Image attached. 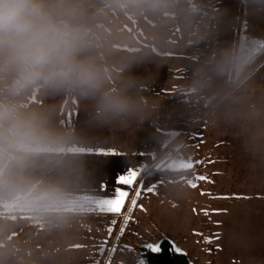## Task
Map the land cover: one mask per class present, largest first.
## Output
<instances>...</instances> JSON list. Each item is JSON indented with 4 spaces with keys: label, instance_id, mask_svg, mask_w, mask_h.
<instances>
[{
    "label": "crops",
    "instance_id": "obj_1",
    "mask_svg": "<svg viewBox=\"0 0 264 264\" xmlns=\"http://www.w3.org/2000/svg\"><path fill=\"white\" fill-rule=\"evenodd\" d=\"M60 1L29 0V3L35 10L47 3L58 5ZM247 1L245 5L253 10L245 19L247 24L248 20L250 21L251 31H247L248 36L252 34L255 16H261V20L264 18V0ZM103 2L101 0L100 4ZM142 3L143 1H137V9ZM259 4H262V8H259ZM97 8L95 13L91 14L94 17L93 24H89L90 16H84L86 26L97 25V20L101 16L96 15L97 11L100 13V9ZM133 13L144 14L139 17L140 19L137 17V21L153 18V12L150 10H137ZM73 17L70 18L72 22L82 24L81 16L76 14ZM240 22H243L242 18ZM138 25L137 23L136 27ZM156 27L153 23L154 30L150 28L148 34L141 32L138 37L142 36V39L147 36L156 37L152 32L157 31ZM41 29L42 27L35 34L40 33ZM90 32L92 36L97 34L93 29ZM25 36L21 38L28 39L29 36ZM141 43L143 41L139 45ZM137 49L132 51L130 47L125 48L128 53ZM87 65L86 68L91 69L87 80L91 83L95 78H99L97 69L107 70L105 73L107 80L113 76L110 72L112 68L115 74L120 73L118 78L124 81L125 73L121 71L130 67L135 69L138 66L137 62L110 65L108 62H91ZM101 75H104L103 71ZM101 77L99 79L103 78ZM110 81L114 83L113 79H109ZM108 91L115 90L111 88ZM66 95L67 87L63 94L48 91L45 99L51 103L43 106L45 108L11 111L9 127L0 123V264H96L98 259L101 264H106L107 253L101 257L97 253V248L107 237V229L112 221H116V224L110 244L119 248L128 246L123 252L118 250L115 253L112 264H138L137 254L141 252L142 245L150 242L155 236L154 231L158 224L136 223L137 232H134L136 239H127L130 224L125 226L123 216L100 211L98 201L104 196L113 195L115 187H124L116 185L114 178L126 171V166L136 167L141 172L137 182L139 186L143 172L161 163L157 153V110L147 112L137 109L126 112L106 104L97 108L77 106L73 120L65 123L61 114L63 112L61 100L65 101ZM230 96L234 97V100L238 97L237 93ZM247 97L248 99H244L247 101L246 104L243 106L236 104L235 108L243 115L239 113V116L232 117L229 121L233 128L232 135L236 133L234 137L231 135L230 140L224 139L214 142V146L209 145L207 134L209 127L206 125L204 113L198 117L197 126L188 129L187 134L181 133V138L176 141L177 143L189 135L192 136L197 127L206 128L205 132L196 131L198 140L199 138L203 140L197 158L198 177L206 176L207 180L204 183L217 182L222 173L221 175L228 181L220 188L211 189L210 186L204 187V183H197L198 177L194 180L183 179L181 180L185 185L183 189L192 192V197L190 193L186 197L192 199L184 201L181 198L169 202H175L174 204L180 208L187 209L188 206L190 209L193 206V210L195 209L194 215L198 224H180L182 228L177 230L178 221H183L179 216L177 224H171L177 230L173 233L175 237L168 238L174 246L193 248L191 249L193 255L196 258L201 256L200 259L194 260L193 255H187L192 264H196V261L200 264H264V218L258 216V212L264 213V210L247 208L250 215L247 214L244 218H252L255 224H234V218L231 224H212L211 221V215L217 211H224L222 206L213 205L216 198L264 196V193H258L261 190H257L264 186L261 184L264 183V95L253 94ZM100 100L108 99L102 97ZM222 101L220 99V102ZM136 115L147 118L144 119V125H140L144 130L140 128L138 134L137 122L127 120V117ZM143 132L144 140L141 136ZM57 133H61L62 137L56 135ZM165 141L170 143L169 147L175 144L173 139L166 138ZM174 147L175 145L170 149ZM223 147L229 151L219 154L215 152L213 156L212 150ZM148 149L149 151H146ZM113 152L120 155H110ZM190 158L196 159L193 154ZM199 161L203 163L199 164ZM189 168L194 169V167L183 169ZM105 184L108 186L107 191L102 192V186ZM193 184L198 186L194 188ZM164 185L167 187L169 183ZM154 186H157L156 183L151 188ZM129 191L132 194L125 205L124 213L130 218L131 199L135 197L133 190ZM211 191H215L214 196L208 194ZM207 203L211 210L205 215L202 206L205 204L207 206ZM240 219L242 220V217ZM121 227L125 230L123 235L118 236ZM217 233L218 239L215 235ZM207 237H212L210 244L205 242ZM175 240L183 241H180L179 245ZM187 253L189 254L188 251Z\"/></svg>",
    "mask_w": 264,
    "mask_h": 264
},
{
    "label": "rangeland",
    "instance_id": "obj_2",
    "mask_svg": "<svg viewBox=\"0 0 264 264\" xmlns=\"http://www.w3.org/2000/svg\"><path fill=\"white\" fill-rule=\"evenodd\" d=\"M87 1L93 8L91 14L95 13L97 7L100 9V13L98 11L96 13L98 16L101 14L96 26H86L84 23V16H90L89 24H93V15L81 14V25L75 24L68 18L58 19L44 24L37 35L35 33L26 34L25 37L29 36L28 39L8 38L2 32L0 36V116H10L11 111L45 108L43 106L51 103L45 99L48 91L58 94L65 93L68 86L67 74L70 70L73 71V85L74 88L76 87L75 98H77L75 101L79 108H97L106 104L111 108L126 110V112L137 109L147 112L157 110V153L161 159L158 165L162 164L164 168L175 170L194 167L193 172H196V177H198L197 158H199L203 140L200 138L198 140L196 131L205 132L206 128L197 127L192 136L189 135L188 138L177 143L176 141L181 138V133L194 129L197 126L198 117L203 116L204 113L206 125L210 129H207L209 145L214 146V142L224 139H227L225 141L230 140L233 128L229 121L241 113L235 110L236 104L240 106L246 104L247 101L244 99H248V95H264V66H262L264 62V18L261 20V16H255L252 34L247 36L249 34L247 31H251V28L250 21L248 20L249 24H247L245 19L250 11H253L245 5L248 1L213 0L211 11L202 17L197 32L191 37L189 44L183 45L174 17L175 0H139L143 1L140 9H137L138 0H102L104 2L101 4V0ZM64 2L65 0H61L60 4ZM60 4L47 3L39 9ZM259 8H262V4H259ZM137 10H150L153 12V18L137 21V17L144 15L134 14L133 12ZM209 18L213 22L214 49L205 59L197 60L195 59V48L199 37L206 31ZM241 18L243 28L239 44L240 56L234 61ZM137 23L138 27H136ZM153 23L156 24L157 31H152L154 30ZM150 28H153L151 31L156 37L147 36L144 39L141 38L142 36L138 37L141 32L148 34ZM92 29L97 34L92 36L90 32ZM49 38H52V42L48 46L43 41ZM38 41L43 43L38 44ZM141 41L143 43L139 45ZM127 47L132 48V51L138 49L128 53L125 50ZM47 48L57 49L58 57L53 62L45 81L34 88L32 97L18 94L21 87L29 84L38 76L35 64L27 61L26 57L31 54L43 56ZM17 59L22 61L21 68L14 76H9L6 68ZM91 62H108L109 65L110 63L137 62L138 66L135 69L130 67V69L121 71L125 73L124 81L118 78L120 73L115 74L111 68L110 72L113 76L109 79L114 80L113 84L109 82V79L105 80L107 70L97 69L99 78L102 76L101 71L104 72L103 78H95L91 83L87 80L91 69L86 68ZM249 66L250 69L247 70ZM51 82H53L52 85ZM111 88L115 91L109 92ZM233 93L238 95L235 100L230 96ZM102 97L108 100H100ZM220 99L223 101L220 102ZM61 102L64 108L66 101L61 100ZM138 115L127 117V120L137 122L136 134L144 125V119H147L143 116L138 117ZM141 130L143 131L144 128ZM235 134L232 136L234 137ZM56 135L62 137L61 133ZM141 136L144 140L145 133H141ZM166 138L174 140V148L170 149L173 145L169 147L170 143L165 141ZM220 149L212 150L214 151L213 156L215 152L219 154L229 151L224 147ZM191 154L196 158L195 160L190 158ZM166 161L167 164H165ZM221 174L217 182L204 183L199 180L197 183H204L206 188H220L228 182ZM181 180H161L156 183L157 186L153 187L155 189L153 193L142 192L137 200L138 206L132 208L128 219L127 224H130V228L127 239H136L134 234L137 232L136 223L158 224L154 231L157 236L155 234L150 242L160 241L163 237L172 238L173 233L182 228L180 224H198L193 206L190 209L187 206L185 209L175 205V202L169 203L177 199L181 200V198L189 201L192 197L191 191L183 189L185 185ZM168 183L169 185L165 187L164 184ZM257 190H261L258 193H264V186H260ZM188 193H190V198L186 197ZM208 194L214 196L215 191ZM210 198L207 197V199ZM213 201H215L213 205L222 206L224 211H217L211 215L212 224H231L233 218L234 224H255L252 218H244L247 214L250 215L247 213V208L255 207L257 210H264V196L222 197ZM199 207L200 205L197 210ZM202 207L207 210V213L211 210L209 203ZM179 216L183 218V221L179 220L177 224ZM218 216L222 218L219 219ZM258 216L264 218V213L258 212ZM171 224H177V230ZM175 241L180 245V241L183 240ZM183 247L180 249L186 251L185 253L188 251L187 255H193L191 250L193 248ZM192 257L195 260L200 259L201 256L196 258L193 255Z\"/></svg>",
    "mask_w": 264,
    "mask_h": 264
},
{
    "label": "trees",
    "instance_id": "obj_3",
    "mask_svg": "<svg viewBox=\"0 0 264 264\" xmlns=\"http://www.w3.org/2000/svg\"><path fill=\"white\" fill-rule=\"evenodd\" d=\"M212 2L213 0H175L174 17L176 20L177 29L179 31L180 40L183 45L189 44L191 37L197 32V27L200 20L205 14L211 11ZM76 14L78 16H81L82 18L83 13L81 9L77 6L73 9L72 13L67 18L70 19L73 16H76ZM242 28H243V22H240L239 34L236 40L235 61L240 56L238 46L240 44ZM212 30H213V22L212 19L209 18L206 31L204 32V34H202L199 37L198 44L196 45L195 59L203 60L206 58L207 55H210L212 53L214 49V40H213L214 34ZM17 37L20 36H13V39ZM43 42H45L49 46L52 42V38H49ZM43 42L38 41V44H41ZM57 57H58V50L55 48L52 49L47 48L43 56H39V54H31L26 57L27 61L35 64L36 72L38 76L32 82L19 89L20 95L31 96L33 94L34 88L45 81L47 74L49 73L53 62L56 60ZM253 62H251V64ZM21 63H22L21 59L12 61L9 64V66L6 68V71L8 72L6 73L9 76H14L16 72L20 70ZM262 66H264V62L262 63ZM246 69L249 70L250 66L247 67ZM67 78H68L67 97L62 112V118L64 119L65 123L68 122V120L71 121L73 120L74 111L77 108L76 106L77 104L75 101V88L73 85L74 84L73 71L70 70L68 71ZM10 119H11V114L10 116L1 115L0 123L3 126L9 127ZM163 166L164 165L161 164L158 166L147 168L143 172L140 185L143 186V188H149L151 187V185L161 180L178 181L181 179H188V178H190L191 180L196 179V172H193L192 168L174 170L171 168H164ZM164 241H167V244H173L171 240L168 238H163L160 242H164ZM167 244H165V248H167ZM150 264H192V262L190 261L187 255L181 256L175 252H172L171 250H167L159 255L150 254Z\"/></svg>",
    "mask_w": 264,
    "mask_h": 264
},
{
    "label": "snow or ice",
    "instance_id": "obj_4",
    "mask_svg": "<svg viewBox=\"0 0 264 264\" xmlns=\"http://www.w3.org/2000/svg\"><path fill=\"white\" fill-rule=\"evenodd\" d=\"M110 155H120L118 153H110ZM202 161H199V164H202ZM141 172L136 167H129L126 166V171L121 172L120 174L116 175L114 178V183L116 185H123L124 187H115L113 189V195L111 196H104L100 201H98V207L99 210L106 213H111L117 216H123L124 218V224L125 226L128 223L129 217H127L124 213L125 205L129 200V197L132 193H130L129 189H132L134 192V197L131 199V207L135 208L137 207V200L142 195V192L144 191H154V188H143V186L139 185L137 186L138 178L140 177ZM200 181H206V176H199L197 178ZM197 184H193L192 187H197ZM107 184L102 186V192L107 191ZM202 195L204 193H201ZM143 207L142 205L140 206ZM195 211V209L193 210ZM205 211V215H207V210ZM116 224V221H112V223L109 225L107 229V237L103 239V241L100 243V245L97 248V253L99 256L103 257L107 253V260L106 264H112V261L114 259L115 253L119 250L123 252L125 249H128V246L125 245L124 248H119L116 245H111L110 241L112 238V235L115 231L114 225ZM124 227H121L118 236L123 235ZM195 235H203L202 233H194ZM216 238H219V234H215ZM206 243L212 242V237L205 238ZM165 244H167V241L160 242H145L142 245L141 252L137 254L138 264H150V254L151 255H159L167 250H171L172 252H175L181 256H186L187 253L183 252L179 247L174 246L173 244H167V248H165ZM209 253H211V249L208 250ZM96 264H101V261L98 259L96 261Z\"/></svg>",
    "mask_w": 264,
    "mask_h": 264
},
{
    "label": "built area",
    "instance_id": "obj_5",
    "mask_svg": "<svg viewBox=\"0 0 264 264\" xmlns=\"http://www.w3.org/2000/svg\"><path fill=\"white\" fill-rule=\"evenodd\" d=\"M76 6L81 9L84 15H89L93 12V8L87 0H65V2L59 6H45L44 8L35 9L30 17L19 22L17 28L5 32V34L10 38L13 36L21 37L28 33H35L44 24L69 17Z\"/></svg>",
    "mask_w": 264,
    "mask_h": 264
},
{
    "label": "clouds",
    "instance_id": "obj_6",
    "mask_svg": "<svg viewBox=\"0 0 264 264\" xmlns=\"http://www.w3.org/2000/svg\"><path fill=\"white\" fill-rule=\"evenodd\" d=\"M34 6L29 0H0V32L11 31L19 22L30 17Z\"/></svg>",
    "mask_w": 264,
    "mask_h": 264
}]
</instances>
